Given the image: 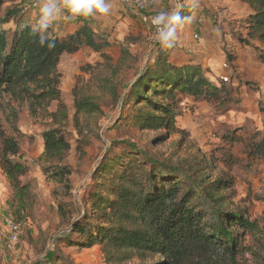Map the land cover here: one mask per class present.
Segmentation results:
<instances>
[{
  "label": "trees",
  "instance_id": "trees-1",
  "mask_svg": "<svg viewBox=\"0 0 264 264\" xmlns=\"http://www.w3.org/2000/svg\"><path fill=\"white\" fill-rule=\"evenodd\" d=\"M242 1L251 11L243 20L247 36L264 52V0ZM24 12L23 3L15 1L0 18V99L17 94L47 107L57 103L56 114L50 118L58 126L43 129V153L39 161L48 182L56 186L54 198L67 200L57 202L60 225H68L61 234L65 242L84 249L99 247L107 261L135 255L141 260L159 257L155 264H239V258L249 251L252 264H264V225L259 241L250 248L242 246L241 238L255 226L243 213L230 207L228 191L233 188V181L211 180L196 157L190 162H174L127 144L124 151L127 162L123 160L120 172L110 179L105 177L107 162L103 158L95 172L101 182L94 183L87 194L81 217L77 214L73 218L69 200L72 172L64 164L71 144L64 132L68 117L60 98V59L83 49L99 54L104 64L93 81L103 94L118 101V86L113 81L121 72L134 71L133 67L139 63L137 56L126 48L135 42L131 38L123 41L115 65L106 52L115 47L110 36L95 34L86 24L64 36L46 33L55 46H39V35L24 20ZM189 12L183 6L176 24L182 23ZM140 63L124 94L122 106L131 105L124 120L135 119L132 127L139 132H163L155 139L159 145L170 137L180 136L176 126V118L181 115L177 105L180 99L212 103L220 108L234 101L231 88L218 87L199 65L173 59L170 48L157 41ZM72 96L78 136L76 150L82 158L90 143L89 125H83L79 119L97 120L102 112L95 96L79 97L75 90ZM236 129L225 132L221 141L229 146L244 143L246 157L263 167L264 134L255 131L248 142H243ZM0 171L13 192L10 206L15 221L22 224L20 220L27 217L25 212L33 201L31 186L21 182L28 168L21 160L18 141L7 136L1 127ZM194 199L199 200L201 207L193 204Z\"/></svg>",
  "mask_w": 264,
  "mask_h": 264
},
{
  "label": "rangeland",
  "instance_id": "rangeland-1",
  "mask_svg": "<svg viewBox=\"0 0 264 264\" xmlns=\"http://www.w3.org/2000/svg\"><path fill=\"white\" fill-rule=\"evenodd\" d=\"M15 1L0 0V18L3 17L9 4ZM233 36L236 37V46H228V49L222 53L224 59L219 69L212 67V71L208 70L205 75H213L211 81L217 83L218 87L224 85L226 88H231L234 101L220 108L212 103H194L188 99H180L177 105L181 115L176 118L180 136L170 137L160 145L155 143V139L163 132H139L132 127L135 119H132V122L124 120L131 107L125 104L122 106L124 94L134 80L133 75L141 64L145 47L140 46V49H136L135 44L126 47L131 54L137 56L139 63L133 67L134 71L121 72L113 81L118 86V101L103 94L93 81L104 64L99 54L87 49L77 60L67 62L68 66L72 65L73 73L68 80L64 78L61 82L68 81L72 90L70 93H65L62 89L60 98L66 106L68 117L64 132L71 144L70 151L64 157V164L72 172L69 179L71 184L69 200L74 213L73 218L77 214L78 218L81 217L87 194L94 183L101 182L100 176L95 174L100 163L106 160L105 177L112 178L114 174L120 172V166L124 161L127 162L124 155L127 144H135L141 152L174 162L183 160L190 162L196 157L204 164V173L209 175L211 180L216 178L232 180L233 188L228 191L230 207L233 211L243 213L255 226L251 233L247 232L241 238L240 244L250 248L261 239L264 225L262 187L264 166L246 157L244 143L229 146L220 138L225 132L236 128H238L237 135L243 142H248L249 135L255 131L264 134V52L255 40L247 36V29L243 26L236 29ZM107 54L112 57V64L115 65L119 58V50L114 48ZM223 64L227 66V69L223 70H227L229 77V83L224 84L219 80L220 75L224 76L219 73ZM62 77L63 75H60V78ZM73 90L79 97L95 96L102 112L97 120L79 119L83 125L86 123L89 125L87 138L90 143L84 149L82 158H79L76 150L78 136L74 129ZM56 110L55 102L47 107L44 103L32 102L27 97L17 94L11 98L8 96L0 99V127L7 136L18 141L21 160L28 168V173L21 178V182L29 184L33 194V201L25 212L27 217L20 220L22 222L20 241L12 246L7 240L5 220L16 218L10 206L13 192L0 171V264H155L159 262V257L141 260L135 255L123 257L121 260L107 261L99 247L84 249L71 246L73 243L68 245L62 238L61 234L67 230L68 225L67 223L60 225L57 202L67 200H61L60 196L54 198L52 193L56 186L48 182L39 161L43 153L41 138L43 129L46 126H58L52 123L50 118V115L56 114ZM106 151L107 156H105ZM198 201L194 199L193 204L201 207ZM248 252L245 251L239 258V264H252Z\"/></svg>",
  "mask_w": 264,
  "mask_h": 264
},
{
  "label": "crops",
  "instance_id": "crops-1",
  "mask_svg": "<svg viewBox=\"0 0 264 264\" xmlns=\"http://www.w3.org/2000/svg\"><path fill=\"white\" fill-rule=\"evenodd\" d=\"M106 2L110 5L107 14L81 18L77 21L60 18L48 29V35L59 37L71 34L86 24L95 34L106 33L110 36V42L114 43L115 47L106 50L107 53L114 48L119 50L123 41L131 38L136 49H140V46L145 47L143 56L147 58L154 37L152 26L143 23L136 11L124 6L119 0ZM16 3H23L24 20L33 25L40 0H16ZM183 6L185 12L190 10L188 17L175 25V41L171 47L166 48H170L173 59L181 63L190 61L199 65L204 73L212 71V67L218 70L219 65L223 63V51L227 50L228 46L235 47L237 44L233 33L241 26L245 28L243 20L251 14L249 7L242 0H155L149 12L156 15L161 12L178 14ZM237 20L240 22L237 23ZM86 50L61 57L58 67L59 74L63 75L59 83L60 92L64 90L65 93H70L72 90L68 81L61 82L64 78L68 80L73 73L72 65L68 66L67 62L77 60ZM220 70V74L228 76L227 70ZM212 76L207 77L213 80Z\"/></svg>",
  "mask_w": 264,
  "mask_h": 264
},
{
  "label": "clouds",
  "instance_id": "clouds-1",
  "mask_svg": "<svg viewBox=\"0 0 264 264\" xmlns=\"http://www.w3.org/2000/svg\"><path fill=\"white\" fill-rule=\"evenodd\" d=\"M109 11L110 5L106 0H40L32 31L39 35V46L46 44L48 48H52L55 42L46 33L54 21L60 18H88L104 15ZM179 20L178 14L170 15L165 12L153 17L151 22L156 27L153 39L164 47H171L175 41V25Z\"/></svg>",
  "mask_w": 264,
  "mask_h": 264
},
{
  "label": "built area",
  "instance_id": "built-area-1",
  "mask_svg": "<svg viewBox=\"0 0 264 264\" xmlns=\"http://www.w3.org/2000/svg\"><path fill=\"white\" fill-rule=\"evenodd\" d=\"M124 6L133 9L136 11L141 18V21L145 24L152 26L153 28V36L156 33V27L152 24V18L156 16V14L149 12L153 7L155 0H119ZM81 18H75L71 20H80ZM195 38H197L195 36ZM153 42H156L153 39ZM222 69H227L225 64L222 65ZM219 80L222 84L229 83L228 76H220ZM264 178V175H263ZM264 189V184H263ZM5 227L7 232V240L8 243L12 246H15L19 243L21 235H22V224L17 223L15 220L8 218L5 220Z\"/></svg>",
  "mask_w": 264,
  "mask_h": 264
}]
</instances>
